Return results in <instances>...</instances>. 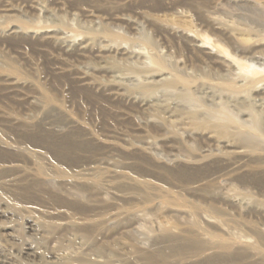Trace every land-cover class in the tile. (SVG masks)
Instances as JSON below:
<instances>
[{
	"label": "rangeland",
	"instance_id": "1",
	"mask_svg": "<svg viewBox=\"0 0 264 264\" xmlns=\"http://www.w3.org/2000/svg\"><path fill=\"white\" fill-rule=\"evenodd\" d=\"M39 2L54 15H47L48 19L45 21L43 29L42 26L37 25L33 30L58 28V30L68 33L66 35L70 36L71 39L75 38L79 41L88 36V27L93 23L94 25L90 27L98 29L97 33L101 37L97 42L100 44L116 41L125 46L134 45L137 48L150 49L152 47L146 42V35L154 38L157 46L166 51L163 46L173 47L180 41L183 43V39L170 33L166 28L158 31L156 28L139 25L133 29L121 24L116 19L129 15L135 18L143 12H154V14L162 15L171 22L187 19L188 23L186 22L183 27L190 28L193 33L196 29V36L198 35L206 46L220 47L224 57L226 56L236 62L234 69H238V72L234 69L231 72H222L217 67L212 68L209 64L206 65L207 61L204 72H211L212 83H215L214 80L224 82L226 77L227 80H234L235 75L240 73L248 75L245 72L248 68L260 71L257 74V79L259 78V83L264 82V26H257L262 36H255L246 31L247 25L255 26L256 24L254 25L252 22L262 15L256 14L247 5H240L229 0H142L126 5L118 4L113 0H39ZM8 5L18 9L22 6L13 0H0V27L8 28L15 22L18 24L16 21L18 18L19 20L23 18L25 21L36 19L33 17L34 11L26 7V12L20 13L19 17L10 23V20L3 18V12ZM89 14L98 15L104 20V25L96 19L95 22H91L92 18ZM53 16L55 17L53 18ZM211 17L229 25L232 28L231 33H225ZM51 24L55 27L52 28ZM68 26L74 28H71L74 31ZM107 30L116 33V36L108 35ZM234 37L240 38L239 43L233 40ZM172 47L169 51L171 53L169 60L174 56L172 54H175ZM181 54L182 52L180 56L185 57V51ZM113 57L117 58L114 54L103 59L93 56L90 58V65L97 66L108 62V64L114 65ZM107 58L108 60H105ZM87 63L79 57L66 54L63 50L39 37L34 39L7 37L0 40V72L8 73V66L11 64L17 68L18 72L15 74L20 81L23 84L26 83L23 87L12 88L0 81V108L12 107L15 109L22 108V110L29 108L31 111L32 104L30 105L28 101L30 99L36 101L37 98H42L39 91L46 89L54 96L55 102H60L58 105L55 102L52 104L54 103L63 109L66 108L75 119L78 118L77 120L86 123L91 129L93 128L92 131L94 132L92 133L94 135L99 136L100 134L109 143L102 147L94 145L83 153L73 152L67 155L68 157L62 160L63 165L65 168L74 171L73 174H77V172L78 174H89V167L97 166L99 164L97 162L101 160H109L116 165L117 169H121L129 175L146 179L164 189H170V191H182L181 193L187 195L186 199L195 200L204 209L202 212L207 210L206 214L218 216L217 219H220L221 224L225 227L230 226L234 233L245 234V228L237 226L234 222H228L224 215H216L214 209L229 214L228 217L234 220L246 218L250 214L247 213L246 216V212L244 214L236 213L220 197L223 192L264 205V156L242 158L234 152L246 146L238 142L239 140L235 138V132L236 130H245V127L247 130L251 128L253 121L249 115L254 114L255 116L257 109L251 104L253 103L252 98L261 99L263 94L254 93L253 88H251L254 86L252 84L246 85L247 87L244 86L249 90L245 89V91L249 92V95L251 93V99L244 89V93L241 92L243 87L234 88L235 91L229 90V93L226 94L224 92H228L230 86L224 92L214 87L211 90H206V92L203 91V95L202 93L194 94L193 101L191 99L189 102H182L179 99V94L172 91L173 88H168V90L154 89L151 92V97L134 89L130 90V93L132 92L138 97V100L132 101L126 98L129 91L123 97H116L111 92L96 90L92 86L84 84L78 73L82 70L88 71L83 68L87 66ZM113 69L119 70L118 68ZM126 72L128 71L126 70ZM89 73L102 82H108V79H111L110 74L91 70ZM106 75L108 76L106 77ZM218 75L219 79L220 77L222 79V75L224 79L220 81L221 79H217ZM261 80L262 82H260ZM152 94L155 95L153 96L154 100ZM220 96L228 98L229 103L228 99ZM141 98L146 99L145 102L141 103ZM244 111L248 114L243 115ZM240 117H242L243 122ZM49 118L47 122L56 123L57 121L60 124L66 121L62 114L58 115L56 112L51 114ZM235 119H241L239 121L242 123L238 120L236 122ZM221 120L234 122L233 124L226 123L229 124L227 126L228 131L226 130L227 134L222 133L221 125L217 127L218 124L222 123ZM244 123L250 126L247 127ZM15 131L22 133L17 129ZM24 134L25 137L32 136L30 132ZM1 152L3 157L19 158V155H14V152L8 153L6 150ZM149 153L150 155H148ZM205 153L209 156L198 165H187L183 160ZM24 166L27 167L23 172L11 169L7 165L0 166V264H61L62 262V264H71L72 262L75 264L76 261H73L75 259L84 261L83 263L76 262L77 264H91L92 260L98 256L97 250H105V253L114 251L117 249L114 243L118 240L132 241L130 243L135 244V247H141L143 243L141 248L148 249L151 240L149 241L145 235H154V231L158 232V228L163 226V223L173 227H187L194 220L193 216L186 218L184 214L176 213L166 204L154 207L152 202L144 203L138 198L117 197L115 195L116 190L110 188L109 190L106 187L101 190L94 189L91 192L80 186L65 184L61 182L62 178L55 182L40 184L30 176L31 170L28 167L31 165L24 164ZM9 168L10 170H8ZM96 174L95 178L98 180L105 182L110 179L114 184L117 182L116 179L109 178L106 173L98 172ZM12 178L13 180H11ZM53 183L56 184L53 185ZM136 210L139 213L142 211L145 213L142 212L144 215L141 213V217L135 218L133 212H138ZM251 210L253 209L251 208ZM3 211L8 214H2ZM116 214H120V216L114 217ZM32 221H36L33 230L29 227ZM206 228L211 232L220 233L215 225H207ZM26 239L34 244L33 247L37 253H26V248L30 246ZM67 252L75 255L72 259H67L71 260V263L67 262L64 257ZM220 264L259 263H250L243 258L233 261L226 257Z\"/></svg>",
	"mask_w": 264,
	"mask_h": 264
},
{
	"label": "bare ground",
	"instance_id": "2",
	"mask_svg": "<svg viewBox=\"0 0 264 264\" xmlns=\"http://www.w3.org/2000/svg\"><path fill=\"white\" fill-rule=\"evenodd\" d=\"M13 1L17 2L18 4H20V6L21 5L22 6L18 9L14 6L8 5L7 9L3 12V18L4 17L7 18L8 20H10L11 23L13 19L15 21L19 17L20 13L23 14V12H26L25 8L27 7L28 9L34 11L33 17H35L36 19L25 21L23 20V18H21L22 20H19L18 18L16 20L18 24H16L15 22L11 24L8 28L0 27V40H3L4 38L7 37H15V38L28 37L31 39L39 37L42 40H45L46 42L56 46L60 50H63L66 54L79 57L82 60H84V62H88L87 66L83 67L88 71L82 70L78 73L80 80L84 84L88 86H92L96 90L111 92L116 97L118 96L123 97L125 96L124 94L129 91V94L127 95L126 98L128 100L135 101L138 100V97H136L132 92L130 93V90L137 89L139 90V92L145 95L147 94L151 97V92L154 89L162 88L168 90V88H173L174 90L172 91L173 92L176 91V93L179 94L178 95L179 99L182 100V102L183 101L189 102L191 101V99L193 101L194 94L202 93L203 95V91L206 92V90L209 89L211 90V88L214 87L218 88L221 92H224L226 91L228 86H230L228 88V92L227 91L224 92V94H226L229 93V90H233L234 88L237 87L240 88L243 87L241 92L244 93L245 89L248 90L247 88H244V86L249 84L254 85L253 87H251L253 88L252 91L256 94H263V97L261 99L256 97L252 98L253 103L251 104L257 109L255 116L254 114L249 115V117H251L253 121L251 128H249L251 130L249 129L247 130L245 127V130L241 129V130H236L235 132V136H236L235 138L239 140L238 142L245 144L247 147L246 146L241 147L240 149L235 150L234 152L235 154L240 155L242 158H248L257 155L260 157L264 156V82L259 83V78L257 79V74H259L260 71L254 68L247 67L248 69L246 70L244 69V70L248 75H245L244 73H240L238 75H235L234 80H232L231 77H230L231 80H227L226 77L225 78L226 81L222 75V79H224V82L222 81L221 77H220L221 80L218 78L219 77L218 75L217 79H219L222 82H217L218 80L217 81L214 80L215 83H212L211 72H204L206 71L204 69L206 68L205 64L207 61L208 63L206 65L209 64V66L212 68L217 67L218 69L222 70V72L223 71L231 72L236 67V62H234V60L232 61V59L230 60L226 56L224 57L222 55V50L220 49V47L214 46L212 48L206 46L205 42L201 40V38H199L198 35L196 36L195 34L197 32V31L195 32L196 29L194 30L193 33V31L190 30V28L187 29L186 26L183 27V25L186 24L187 19L181 20L180 22H171L162 15L154 14V12H143L140 13L138 17L135 18L130 17L129 14H128L129 16H121V17L117 16L118 18L116 20L120 21L121 24L126 25L129 28L134 29L139 25H145L148 27L156 28L158 31L162 30V28H166V30L169 31L170 33L175 34L177 37L180 36L184 42L180 43L181 41L179 40L180 42H178L177 45H173V47L171 46L172 48H174L173 52L175 54H172L174 56L171 57L169 60L171 54L169 53V51L171 50L170 49L171 47L163 46V48L166 49V51L161 50L160 46H157L155 40H153L154 38L152 39L150 36H146V35H145V40L150 45V47H152L150 49L137 48L134 45L125 46L122 43H118L116 41H109L108 40L109 37L107 38V40L109 41L108 43L100 44L99 42H97V40H99L101 37L97 33L98 29L90 27L94 25L93 23L90 26L88 25L90 28L87 26L89 31H91L90 33L88 31L87 34L88 36H86L84 39L79 41H77L78 39L76 40L75 38L71 39L70 36L66 35L68 33H64V31L58 30V28L52 30H42L43 27H45L44 26L45 21H47L48 19L47 15L48 14L54 15V13H52L47 7L45 6L43 7L40 4L39 0H13ZM113 1L118 2V4L120 3L122 5H126L127 3L130 2H137L142 0H113ZM229 1L236 2L240 5H247L252 10H254L256 14L262 15L255 21L253 22L251 21L254 25L256 24L255 26H251L248 23H246L248 24L246 27V31H249L248 33H251L252 35L255 36H262L257 26H264V0H229ZM54 17L55 16H53V18ZM59 17L61 18V16ZM90 17L92 18L91 22H95L96 19L99 20L101 24L103 23V25L105 23L104 20L98 17V15L93 14L90 15ZM213 17H211V19H213L216 22V24H218L225 33L226 32L228 34L231 33L232 28L229 25H226L222 23L223 21L220 22L219 19ZM37 25L42 26V29L39 31L33 30V28L36 27ZM1 26H2V22H1ZM50 26H52V24ZM53 27L55 26H52V28ZM58 27H62V26H58ZM71 28L69 27V29ZM107 34L113 37L116 36L115 35L116 33H113L112 31L109 30H107ZM124 38L126 37L124 36ZM239 39L235 37L233 38L235 42H237ZM96 43H99V45H96ZM183 51H185V57L180 56V53L182 52L183 54ZM167 52L168 54H166ZM110 54H114V56L117 57V58L113 57L114 65L108 64L109 62L97 66L90 65L91 57L94 56L103 59L105 57L110 56ZM105 60H108V58ZM188 62H190V64H188ZM8 67H9L8 70L10 72L8 70H7L8 73H1L2 71L0 72V81L5 82V84L8 87H12V88L23 87L26 83L23 84L20 81L19 77L15 74L18 72L17 68L11 64ZM113 68H118L119 70L116 69L114 70ZM125 69L128 72H126ZM90 70L94 72H102L104 74L105 73L110 74L111 79H108L109 80L108 82L99 81L94 77H92V75L90 74L91 72L89 73ZM235 70L237 71L238 69H234V71ZM107 76L108 75H106V77ZM262 80L260 82H262ZM245 93L247 92L245 91ZM39 94L41 95L42 98H37L36 101L35 100L33 101L31 99L28 101L30 105L32 104V110L34 111L33 113L32 110L29 111V108H23V110L22 108L15 109L12 107L0 108V153H2L1 151L5 152L6 150L8 153L14 152V155L15 154L19 155V158L12 157L9 159L1 156L0 154V166L7 165L10 166L11 169H15L18 172H23L27 167L24 166V164L31 165V167H28L31 170L30 176L31 178L35 179L37 183L40 184L43 183L45 184L47 182H55L57 179L62 178L61 182L65 184L80 186L84 188V190L86 189L91 192L94 189L101 190L102 188L106 187L108 189L110 188L116 190L115 195L117 197L128 198V199L129 197L130 199L138 198L140 201H143L144 203L152 202L154 207H158L161 204H166V206L170 207L176 213L184 214L186 218H190L192 216L194 217V220L191 219L193 222L189 223L190 225H188L187 227L184 226L173 227L170 226L169 224L164 225L165 223H163V226H160V228H158L159 229L158 232L154 231L155 232L154 235H148V236L145 235L146 238L149 239V241L151 240L150 248L148 247V249L141 248L143 243L141 247H135L134 246L135 244L130 243L132 241L118 240V242L114 243L118 250L116 249L114 251H110L107 253H105L106 252L105 250L102 251V249L97 250L101 254L98 253L97 258L93 260L91 259L93 264H218V263L220 264L221 262H223L224 258L226 257L230 258L233 261L235 260L238 261L243 258L249 261L250 263L252 262V263L264 264V205L259 204L257 202H252V200L240 198L238 195H232L224 192L221 193L220 197L223 198V200H225L236 213L244 214V212H246V216L247 213H250L248 214L247 217L245 216L246 218L234 220L233 218L228 217L229 214L219 212L218 210L214 209V213L216 215L217 214L224 215L226 216V220L228 222H234L235 224H237V226H241L242 228L246 229L245 234L243 233L236 234L231 230V227L228 226L227 224L226 226L228 227L223 226L220 222V219L219 220L217 219L218 216L206 214L207 210L205 212H202V210L204 209H202V207L198 203H196L195 200L190 201V199L189 200L186 199L187 195L185 196V193H181L182 191L181 192H177V191L174 192L172 190L170 191V189H164L160 186L153 184L151 181H148L146 179H141L129 175L128 173L121 171V169L120 170L117 169L116 165L109 160L106 161L101 160L100 162H97L99 163L97 166L89 167L90 168L89 174H78V172L77 174H73L74 171L69 170V168H65V166L63 165L62 160L67 158L68 157L67 155L72 154L73 152L83 153L88 149L92 148L94 145L98 147H102L108 142L105 141L104 139L105 137L103 138V136H100V134L99 136L94 135L92 133L94 132L92 131L93 128L91 129L86 123L77 120L78 118L75 119L67 111L66 108L65 111V109L56 106L55 104L58 105V103L60 102H55L54 96L51 95V93H49L46 89L39 91ZM247 94L248 96L251 95V93L249 95V92ZM153 96L155 95L152 94V98ZM234 97L236 98V96ZM146 99H142L141 103L145 102ZM224 99L227 100L228 98H224ZM52 102H55V104L54 103L52 104ZM228 103H229V99H228ZM223 106L225 107V105ZM241 110L243 111V108ZM54 112L58 113V115L62 114L66 118V121L60 124H58L57 121L56 123L47 122V119H50L49 118L50 115L53 114ZM247 114L248 113L247 112L245 113L244 111L243 115H247ZM240 118L242 119V117ZM241 119H237V120L239 121ZM237 120L235 119L236 122ZM230 121L232 120L230 119ZM221 122L223 123L224 121L221 120ZM227 122L228 120H226L224 124L220 123L217 126L219 127V125H221L220 130H223L222 133L224 132L226 133L228 131L227 126H229L230 123L232 124L234 123V122H228L229 124L227 125L226 124ZM244 125L247 127L250 126L245 123ZM15 129L20 130L22 133L20 132L17 133ZM25 132L27 133L30 132L32 136L25 137L24 136ZM148 155H150V153ZM208 156L209 155L205 153L203 155L202 154L198 156L196 155L195 157L192 158L187 157L184 158L183 160L185 163H187V165L188 164L198 165L203 163ZM170 161L167 162L171 163ZM10 168L8 170H10ZM98 172L106 173L109 178H114L116 179L117 182L114 184L110 179L105 182L98 180L97 178H95L97 176L96 173ZM11 180H13V178ZM8 181L10 182V180ZM56 183H53V185ZM251 208L253 210L250 211ZM208 210L212 211L210 209ZM142 212L140 213L139 211L133 212V216L135 218H139L142 216L143 213H145ZM2 214L6 215L8 213L3 211ZM119 216L120 214H116L114 217L118 218ZM188 220L190 221V219ZM35 222L32 221L31 225H29L31 230L34 229L33 226H35ZM207 225L210 226L215 225V227L219 229L220 233L211 232L206 228ZM137 229L136 231H139ZM27 243H29L30 246L26 248V253L27 254L37 253L33 247L34 244H31L30 241L28 240ZM79 253H83V252H79ZM73 254L75 253L73 252ZM73 256L75 255H72L71 253L68 252L64 255L66 261L70 263L71 260H67V259H72ZM73 261L80 263L84 262L81 259H77V260L75 259ZM76 262L74 263L77 264Z\"/></svg>",
	"mask_w": 264,
	"mask_h": 264
}]
</instances>
